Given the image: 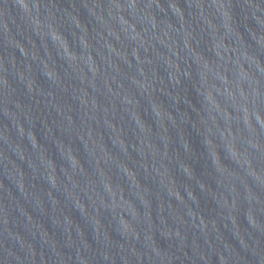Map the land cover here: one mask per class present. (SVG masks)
Segmentation results:
<instances>
[{"label":"water","instance_id":"95a60500","mask_svg":"<svg viewBox=\"0 0 264 264\" xmlns=\"http://www.w3.org/2000/svg\"><path fill=\"white\" fill-rule=\"evenodd\" d=\"M0 264H264V0H0Z\"/></svg>","mask_w":264,"mask_h":264}]
</instances>
